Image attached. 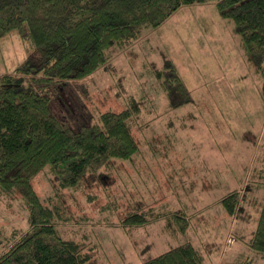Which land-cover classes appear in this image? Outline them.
Here are the masks:
<instances>
[{
	"label": "rangeland",
	"instance_id": "374dc122",
	"mask_svg": "<svg viewBox=\"0 0 264 264\" xmlns=\"http://www.w3.org/2000/svg\"><path fill=\"white\" fill-rule=\"evenodd\" d=\"M216 1L183 6L156 29L143 26L138 40L112 47L107 63L90 76L48 89L53 114L74 129L89 114L94 121L132 104L139 110L130 120L139 144L132 162L113 160L76 189H59L49 167L31 182L44 204L63 206L58 234L91 248L92 264H142L186 240L204 264H264L246 246L264 198L257 175L264 167V98L235 26L219 17ZM31 54L15 31L0 38V76ZM165 60L191 95L178 109L153 73ZM233 191L240 204L229 215L219 200ZM183 205L188 226L179 232L171 210ZM138 212L151 223L122 225ZM26 220L22 198L0 191V235L27 229Z\"/></svg>",
	"mask_w": 264,
	"mask_h": 264
},
{
	"label": "trees",
	"instance_id": "16d2710c",
	"mask_svg": "<svg viewBox=\"0 0 264 264\" xmlns=\"http://www.w3.org/2000/svg\"><path fill=\"white\" fill-rule=\"evenodd\" d=\"M194 3L206 0H0V38L15 31L32 49L12 74L0 76V191L17 193L27 212V229L0 235V264H92L91 248L58 234L56 222L64 220L63 206L44 204L31 182L49 167L59 189H76L86 176L107 169L113 160H130L139 150L130 124L139 110L132 104L118 113H99L94 121L89 114L88 123L74 129L53 114L48 89L90 76L107 63L112 47L129 46L140 38L143 26L156 29L178 9ZM215 8L222 20L235 26L264 98V0H217ZM153 73L173 109L192 101L170 60ZM257 175L264 185V167ZM219 203L234 215L240 194L228 193ZM170 220L179 232L188 226L183 213H171ZM149 222L145 214L129 213L122 225ZM246 246L264 256V198ZM142 264L204 261L186 241Z\"/></svg>",
	"mask_w": 264,
	"mask_h": 264
},
{
	"label": "crops",
	"instance_id": "0c3cea01",
	"mask_svg": "<svg viewBox=\"0 0 264 264\" xmlns=\"http://www.w3.org/2000/svg\"><path fill=\"white\" fill-rule=\"evenodd\" d=\"M137 153H138V152H137ZM137 153H136V154H137ZM136 154H135V155H136ZM129 162H132V160H129ZM176 203H177V202H176ZM182 203H184V204H185L186 206H188L189 208H190V206H191L189 202L187 203V202L183 201ZM177 205L179 206L180 203H177ZM186 206L183 205L184 208H179V207H178V209H176V210H171V211H173V212L183 213V212H186V208H185ZM138 213H141V212H138ZM188 215H189V213H188ZM170 218H171V217H170ZM188 219H189V218H188ZM150 223H151V222H150ZM150 223H147V224L149 225ZM147 224H145L144 226H147ZM125 227H130V228H131V227H134V228H141V227H143V226H140V227H135V226H125ZM186 241H187V242H190V241H188V240H186ZM186 241H185V242H186ZM183 243H184V242H183Z\"/></svg>",
	"mask_w": 264,
	"mask_h": 264
}]
</instances>
